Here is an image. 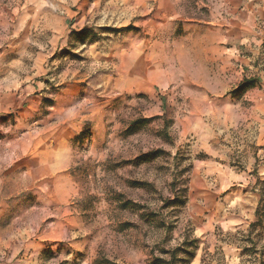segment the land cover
I'll use <instances>...</instances> for the list:
<instances>
[{"label":"rangeland","instance_id":"374dc122","mask_svg":"<svg viewBox=\"0 0 264 264\" xmlns=\"http://www.w3.org/2000/svg\"><path fill=\"white\" fill-rule=\"evenodd\" d=\"M261 1L0 0V264H264Z\"/></svg>","mask_w":264,"mask_h":264},{"label":"trees","instance_id":"16d2710c","mask_svg":"<svg viewBox=\"0 0 264 264\" xmlns=\"http://www.w3.org/2000/svg\"><path fill=\"white\" fill-rule=\"evenodd\" d=\"M85 33H88L87 29H83L78 35L81 36ZM253 86H254V80L253 79L243 80L239 83V86L236 88L234 93L244 91L248 88H252ZM144 157H148V155H145ZM257 186L261 187V192L259 194L260 198H259L257 207L255 209L256 221L250 224V226H249L250 228L257 227V225H259L261 223L262 217H264V216H262V213H264V180L263 181H257ZM98 263H99V261H97L95 264H98ZM105 263L106 264H113V263H110L108 261H106Z\"/></svg>","mask_w":264,"mask_h":264},{"label":"crops","instance_id":"0c3cea01","mask_svg":"<svg viewBox=\"0 0 264 264\" xmlns=\"http://www.w3.org/2000/svg\"><path fill=\"white\" fill-rule=\"evenodd\" d=\"M240 1H241V0H233V3H232V0H231V4H233V7H234V8H237V7H236L237 2H240ZM243 1H244V0H243ZM261 2H264V1H261ZM234 4H236V5H234ZM243 4H245L246 8H250V7H251L250 4L247 3V2H245V3H243ZM261 5H262V7L264 6L263 3H261ZM257 7H258V9H259V6H257ZM260 9H262V8L260 7Z\"/></svg>","mask_w":264,"mask_h":264}]
</instances>
